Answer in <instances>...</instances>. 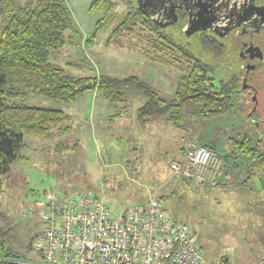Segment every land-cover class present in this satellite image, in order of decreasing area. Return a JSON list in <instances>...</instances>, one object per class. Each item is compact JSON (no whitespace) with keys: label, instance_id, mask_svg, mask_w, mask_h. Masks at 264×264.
<instances>
[{"label":"rangeland","instance_id":"374dc122","mask_svg":"<svg viewBox=\"0 0 264 264\" xmlns=\"http://www.w3.org/2000/svg\"><path fill=\"white\" fill-rule=\"evenodd\" d=\"M91 1L66 0L77 34L72 35L74 44L55 53L51 61L74 77L136 76L154 85L163 97H171L180 83L179 72L149 61L144 55V42L136 37L111 35L117 19L128 12L125 1L109 0L113 9L106 13L102 8L90 10ZM143 3L138 5L142 11ZM149 17L153 20L154 16ZM158 20L154 21L166 26ZM197 29L226 31L210 24L185 26L186 33ZM95 94L86 92L73 102L35 94L16 100L63 111L67 119L61 127L68 130L51 138L24 135L22 158L11 164L1 180L0 254L8 250L19 255L9 259L12 262L38 264L35 252L29 248L42 228L35 203L43 200L44 191L52 189L69 194L89 191L112 213L135 207L150 197L164 196L162 207L173 220L188 227L193 241L203 250L205 264H264V193L252 187L228 186L225 180L207 185L213 188L199 185L190 189L169 167L175 148L198 140L213 142L219 154L229 156L234 140L242 139L247 126V132L254 133L253 141L264 137L255 128L260 123H247L233 112L204 120L192 114L196 113L192 103L176 112L181 117L175 119V126L161 130L172 138L155 136L152 126L129 130L138 121L136 110L143 103L135 90H124L121 104H111ZM249 95L248 105L258 118H264V90ZM115 114H121L120 118ZM259 148L264 150L261 144Z\"/></svg>","mask_w":264,"mask_h":264},{"label":"trees","instance_id":"16d2710c","mask_svg":"<svg viewBox=\"0 0 264 264\" xmlns=\"http://www.w3.org/2000/svg\"><path fill=\"white\" fill-rule=\"evenodd\" d=\"M124 1L129 6L128 12L117 19L111 35L125 33L136 37L139 42H144V55L149 61L179 72L180 83L169 98L136 76L122 79L103 75L74 77L54 64L52 56L74 44L72 35L77 34L66 0H0V191L3 175L9 172L14 161L22 158L24 135L51 138L68 130L61 127L67 119L63 111L16 102L29 94L73 102L78 96L93 91L111 104H121L125 100L124 90L133 89L143 101L136 113L138 122L144 127L153 124L154 120L160 121L161 117L165 118L162 122L175 126V119L181 117L176 112L193 103L196 113L192 114H199L204 120H215L233 112L247 123H260L255 128L264 135V118L262 115L258 118L259 115L248 105L249 96L252 97L249 92L264 90V28L259 36L252 37L254 44L261 49L262 57L256 59L254 69L247 72L239 52L241 41L248 40L249 34L243 35L239 27L225 32L197 29L186 33L184 17L163 26L152 20L145 10L142 11L135 0ZM253 2L264 8V0ZM99 8L104 13L112 12L113 4L109 0H92L90 10ZM101 24L102 20L98 26ZM93 37L86 42H91ZM114 116L120 118L121 114ZM248 129V126L244 129L241 140H234L229 156L219 154L218 147L209 141L198 140L200 144L189 142L186 147L180 146L183 158L191 143L214 151L221 159V169L214 183H196L183 176L179 178L185 183L216 185L220 176L225 175L230 179L225 181L228 186H251V190L264 193V188L257 190L253 183L260 176L264 181V150L259 148V144L264 147V137L253 141L251 136L254 133L249 134ZM171 160L169 164L173 162ZM175 162L182 163L180 160ZM50 190L44 191L43 200L35 203L41 224V209ZM57 193L77 194H69L68 191ZM164 198L160 197V203ZM2 234L0 231V236ZM33 244L34 240L29 248L33 249ZM18 257V254L7 250L0 254V264H30L9 260ZM36 258L35 262L40 263L37 254Z\"/></svg>","mask_w":264,"mask_h":264},{"label":"built area","instance_id":"2783aa9c","mask_svg":"<svg viewBox=\"0 0 264 264\" xmlns=\"http://www.w3.org/2000/svg\"><path fill=\"white\" fill-rule=\"evenodd\" d=\"M169 167L196 183H214L221 159L191 143L182 163ZM45 199L42 231L33 244L38 264H203L188 227L175 222L156 197L118 213L89 191L66 195L50 190Z\"/></svg>","mask_w":264,"mask_h":264},{"label":"water","instance_id":"95a60500","mask_svg":"<svg viewBox=\"0 0 264 264\" xmlns=\"http://www.w3.org/2000/svg\"><path fill=\"white\" fill-rule=\"evenodd\" d=\"M145 2L146 3H144L143 7L144 10L147 9L146 13L148 15L150 14V16H154L153 20H163L166 22L164 25L170 23V21H166L167 19H165L164 16L167 13H174L177 9L184 10L186 12L188 16L187 25L199 24V22H193L197 12L203 14V16L206 12L209 20L207 22H200L202 25L210 24V26L224 27L226 30L229 23L227 20L224 21L223 19L226 18V16H228V19H231L233 15L232 10H236L237 8L244 11L246 6H248V3L250 7L249 9L252 13L255 12L258 15H264V9L262 7H258L254 10L252 7L253 0H146ZM147 2H149V7L147 6ZM208 17H206V19H208ZM176 20L177 18L173 15L171 23L176 22ZM254 49L259 51L257 47ZM253 183L257 190L261 187L264 188V181L261 176L254 179Z\"/></svg>","mask_w":264,"mask_h":264},{"label":"flooded vegetation","instance_id":"af4514ba","mask_svg":"<svg viewBox=\"0 0 264 264\" xmlns=\"http://www.w3.org/2000/svg\"><path fill=\"white\" fill-rule=\"evenodd\" d=\"M137 2V4L139 5V3L144 2L146 0H135ZM143 3V6H144ZM147 6L149 7V2H147ZM248 6H246L245 8V12L239 10V8H237L236 10H232L233 15L232 18L228 19V16H226V18H224L223 20H227V22L229 23V26L227 28V31L231 30L234 27H239L241 29V33L243 35L249 34L248 35V40H242L241 41V47H240V55L243 59V61L245 62V69L246 71H251L254 69V65H255V60L259 59L260 57H262V51L259 48L258 45H255L252 37H257L260 35L261 31L264 28V15H258L255 12L252 13V11H250V7H249V3L247 4ZM252 7L254 8V10L260 6H256L253 2ZM252 8V9H253ZM264 9V8H263ZM147 9H145L144 12H146ZM180 11V12H178ZM244 12V13H242ZM206 13V12H205ZM204 16L203 14L197 12L194 21L193 22H202L204 21V19L208 16ZM173 15L177 18V20L180 19V17H184V20H186V23L188 22V16L186 14V12L184 10H179L177 9L174 13H167L164 18L165 19H172ZM201 17V18H200ZM209 20L206 19V22ZM171 23V22H170ZM202 24V23H201ZM241 33H239L240 35H242ZM257 47L259 48V51L255 50L254 48ZM253 48V49H252Z\"/></svg>","mask_w":264,"mask_h":264},{"label":"crops","instance_id":"0c3cea01","mask_svg":"<svg viewBox=\"0 0 264 264\" xmlns=\"http://www.w3.org/2000/svg\"><path fill=\"white\" fill-rule=\"evenodd\" d=\"M93 93H96V92H93ZM96 95V97L98 96V93H96L95 94ZM96 99V98H95ZM149 124H151V125H145L146 127L147 126H152L153 127V130L155 131L154 132V134L153 135H155V136H160V134L162 135V137H171L172 138V136H171V134L170 133H166V132H161V130H165V128H166V126H171V124L170 123H167V122H162V121H159V120H156V121H154V123L152 124V123H149ZM139 126H143V125H141L138 121L137 122H135V126L132 128V127H130L129 128V130H134V129H136V128H139ZM176 138V137H175ZM174 138V139H175ZM174 139H172V142L173 143H175V141H174ZM166 143V142H165ZM178 145V144H177ZM185 145V144H184ZM181 146V145H180ZM180 146H178V148H175V150H174V154H175V156L173 157V160H171V161H174V160H177V159H179V158H182L183 159V156H182V154H180ZM186 147V146H185ZM182 159L180 160L181 162H182ZM228 179H229V177H228ZM227 178H226V176H224V177H222V176H220V178H219V180H225V181H227L228 180ZM218 180V181H219ZM230 180V179H229ZM186 184V186L187 187H189L190 189L191 188H197V187H199V185L198 184H195V183H193V185H192V182L191 183H185ZM200 188H204V189H208V188H213V187H211V186H207V185H205V186H200ZM245 189H248V190H250L251 189V186H247V187H244ZM215 189V188H214ZM251 192V191H250ZM167 212V211H166ZM170 215V214H169ZM171 217V216H170ZM175 221V220H174ZM177 221V220H176ZM175 221V222H176ZM179 223V222H178ZM205 261H204V257H203V263H204ZM205 264V263H204Z\"/></svg>","mask_w":264,"mask_h":264}]
</instances>
